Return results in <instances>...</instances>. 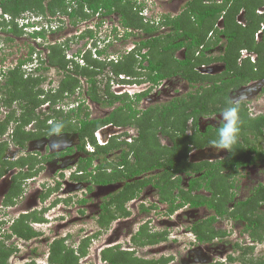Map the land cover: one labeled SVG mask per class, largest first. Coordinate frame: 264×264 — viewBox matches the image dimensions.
Segmentation results:
<instances>
[{"label":"flooded vegetation","instance_id":"flooded-vegetation-1","mask_svg":"<svg viewBox=\"0 0 264 264\" xmlns=\"http://www.w3.org/2000/svg\"><path fill=\"white\" fill-rule=\"evenodd\" d=\"M175 1L167 0L169 3ZM181 1L186 4L188 0ZM257 13L264 14V4L257 8ZM237 20L239 23L246 24L244 9L238 13ZM217 27L219 29L224 27L223 16L218 20ZM263 32L264 22L257 33V41L263 39ZM214 34L215 32H210L209 38L214 37ZM23 35L16 37H23ZM29 36L35 38L33 35ZM220 36L221 40L225 39L226 41L225 35L221 34ZM225 43L216 47L219 54L212 55L208 53L209 51L206 53L208 56L221 55L225 50ZM215 46L210 53L215 51ZM203 48L204 45L200 46L197 54H201ZM145 51L143 49L142 52ZM185 53L186 47L184 46L176 50L175 56L183 59ZM28 54L31 55V46L27 50L26 58L30 57ZM259 57V51L243 48L240 51L239 63L249 59L251 63L257 64ZM146 62L148 64V61H144V65H147ZM202 67L208 69L204 70ZM259 68V66H255L256 70ZM196 69L203 74L216 75L224 71L225 63L216 60L203 63ZM137 71L140 75L134 77L135 83L132 84L136 88L135 90L144 83H149L150 86L140 91H124L115 94L118 96L128 95L129 100L134 103L138 110L146 111L150 107L167 104L176 97L186 96L190 89L186 79L179 74L173 75L164 79L166 81L164 85L171 84L170 90H173L180 79L183 81L182 88H179V91L176 90L174 94L169 92L170 97L163 102L148 104L149 101H153L152 95H150L151 92L160 86L164 80L158 85H153L148 81L138 82V80L145 78V69L138 67ZM173 77L178 78L176 79L178 81L174 83ZM149 89L151 90L146 96L135 102L138 94ZM181 89H186V91L181 92ZM163 91H165L164 88L159 92ZM236 93H239L238 96H235ZM83 95L86 96L83 100L85 102L84 108L89 111L90 119L102 120L111 115L116 107L123 104L118 99L112 105H105L103 102H97L90 98L85 91ZM229 95L232 104H238L239 111L245 116L256 118L264 115V112L260 109L263 106L255 102L256 99L259 100L264 95V71L260 73L258 78L251 79L237 87L233 85ZM40 96L42 97V95ZM156 96L159 97V93H156ZM74 99L78 100L79 98L76 96ZM15 102L13 107H8L6 116L0 122L5 120L12 108L16 110V116L20 115L21 108L20 106L17 107V101ZM62 102L64 101H60L54 106L67 105L66 102ZM144 102L148 105L143 106ZM43 103L39 105L37 111L39 113H50L52 102L46 104L45 109H43ZM93 105L97 106L96 109L99 108L101 113L92 112ZM223 110L201 114L197 120V126L191 118L186 124L184 134L192 135L196 131L199 134L208 132L207 136H202L211 141L215 140L219 121L214 120L219 117ZM73 120L77 121V119ZM54 121L55 118L52 117L48 120V123ZM15 126L16 121H11L5 128V132L0 134V144L5 143V149L0 151V240L7 246V249L11 247L15 249V253L10 256L9 261L16 257L18 249H23L26 253L21 258L24 260L23 263L39 260L38 264H51L49 258L53 243L64 241L67 250H73L79 256L80 264H83L81 261L88 264L87 261L92 259V263L89 264H250L253 258L247 259L245 254L254 249L255 244H261L264 241V234L262 238L257 235L253 237L252 227H248L247 220H240L231 215L237 202L250 197L256 187L264 186L263 179H257L246 186L250 190V194L240 198L237 189L239 187L238 176L241 174V170L258 167L262 170L260 173L264 174V163L240 164L235 168L237 172L229 173L226 184L232 197L230 199L224 198V200L220 195L214 196L215 192L213 189L208 188L206 180H201L200 184L196 183L192 186L191 180L198 178L200 172L185 171L184 168V171H182L179 167V171L174 173L173 168H170L168 172L173 173L170 175L171 177L158 180L156 174L158 171L159 173L164 172L168 167L166 164V167L131 174L128 170L130 167L124 162L122 155L126 153L127 160L138 163L136 160L138 158L129 148V144L135 142L140 135L137 125H118L111 121L102 122L94 131L97 144L89 139L85 144L80 137V133L76 130L57 129L47 132L44 130L39 136H34L32 133L38 131L39 127L37 121L33 120L22 127L26 133L28 132L27 137L23 140L24 145L16 143L13 138ZM60 133H72L76 135L75 140L73 143L66 142L65 145V141L58 142L60 139L54 143L48 140L52 135ZM256 135L250 130V137L253 138V141L251 140L252 144L257 146L261 143L264 147V138ZM157 136L163 146L173 149L174 140L169 134L158 131ZM161 136L169 138L170 142H163ZM240 139H242V136H240ZM211 141L203 142L201 147L191 144L187 162L201 163L208 161L214 163L217 160L226 159L229 151L222 149L217 153L213 149ZM88 143L94 145V151L86 148ZM112 143H119L121 146L111 148L109 151L97 155V145L107 147ZM11 146H14L20 152V155L12 156ZM207 149H209L208 152ZM194 150H204L207 158L194 159L191 155ZM148 153L152 154V151L148 150ZM209 154H214L212 155L214 157H208ZM221 154L224 155L220 157ZM93 155L95 157L89 164L88 160ZM181 158L182 155L181 157L178 156V159ZM166 159L165 154L161 161H166ZM99 170L113 173V176L110 177L111 179L98 177ZM224 172L226 174L228 170ZM108 180L111 181L108 182ZM96 188L104 189L106 194L103 195L100 201L92 202L91 194L94 193ZM110 188L113 190L107 192ZM218 202L225 205L224 210L228 209L227 213L219 212V208L222 207ZM16 210L19 211L18 215L10 219L9 214ZM257 212L258 215L264 212V201L258 206ZM34 215H37L39 219H34ZM84 219L89 221L90 224L85 223L86 226L83 225ZM20 220L29 223L38 234L26 237L15 233L12 227ZM224 220L225 223H230L236 235L230 230L231 228L227 229L226 224L223 226ZM79 222L81 224L72 225ZM218 223H221L219 227ZM46 225L50 234H46L47 230L44 228ZM67 225L72 227L68 233L63 234L61 230ZM4 228H7L8 231H2ZM211 228L214 230L213 234ZM9 233L12 236H9ZM70 239L76 241V244H70ZM227 242H230L229 250L222 251L220 255L217 249L223 246V243L227 244ZM44 245L46 246L45 252L40 249ZM83 247L86 250L85 254L81 252ZM218 255L222 259H218ZM114 257L116 262L113 261ZM125 258L133 259L134 262H121ZM256 262L264 264V257L260 258L258 256Z\"/></svg>","mask_w":264,"mask_h":264},{"label":"trees","instance_id":"trees-1","mask_svg":"<svg viewBox=\"0 0 264 264\" xmlns=\"http://www.w3.org/2000/svg\"><path fill=\"white\" fill-rule=\"evenodd\" d=\"M263 4L264 0H223L221 2L219 0H188L180 13L174 16L170 14L163 16L161 25L164 24L169 31L156 35L155 31L158 28L151 22H145L144 17L139 13L140 10L136 8L139 5H136L133 0H0V8L3 11L0 31L11 34L8 39L12 40L17 35L21 36L27 33L26 25L22 26L19 22L21 15L26 12L32 13V16L35 17H42L44 24L45 21L51 23L56 15H64L70 18L73 25H77L96 14L107 16L117 12L123 26L141 28L147 34L146 37H142L137 42L135 50L123 54L122 59L118 62L103 59L102 55L106 52L101 50L97 51V56H94L91 50H79L77 55L81 57L80 61H71L66 56L69 43L68 46L64 43H52L48 45V56L46 58L41 56L39 65L33 72H26L23 65L28 61H33L32 55L37 50L35 46H31L30 57L25 60L21 59L16 66L8 69L5 73L0 71V77H5L4 82H0V91L4 92L0 96L1 103L7 107H13V103L17 101L21 108L19 116H16V110L12 108L5 120L0 122V134L5 132V128L11 121H16L13 138L16 143L24 145L23 140L27 137L28 132L26 133L22 127L30 121H37L39 129L32 135L39 136L44 130H46L45 132L55 131L60 129L59 127L64 122L77 119L80 130L76 131L80 133L85 144L88 139L97 144L94 131L102 122L111 121L118 125H137L140 135L135 142L129 144V148L135 153L138 163L127 160L126 153L122 155L124 162L130 167L128 170L131 174L166 167L167 164L166 170L162 173L158 171L156 176H158V180L169 179L173 173L168 172V170L173 168L174 173H176L181 167L182 171L201 173L198 178L191 180L192 186L196 183L200 184L201 180H206L208 188L214 190V196L220 195L222 199H230L232 196L226 183L229 175L237 172L235 168L240 164L264 163V147L261 143L257 146L252 144L253 138L250 137L251 130L252 133L257 134V137L264 138V115L249 118L239 111L242 139L239 138V143L233 153L229 152L226 159L217 160L214 163L208 161L187 162L191 144L201 147L203 142L211 140L202 136H207L208 132L199 134L196 131L192 135L184 133L186 124L191 118L197 126V120L201 114L218 112L232 104L229 91L233 85L237 87L251 79L258 78L260 73L264 71V32L263 39L257 41V33L264 22V14H258L257 8ZM242 9L245 10L246 24L239 23L237 20V15ZM5 15L9 17L6 18ZM222 16L224 17V27L219 29L217 22ZM43 28L41 31H33L30 34L45 39L47 30L45 27ZM180 29H184V32L183 35L178 36L176 33ZM212 31L215 32L214 37L209 38V33ZM92 33L90 30L85 31V34H81L80 38H84L86 34L92 35ZM129 34L126 33L125 37H128ZM221 34L226 36L224 52L219 56H208L206 52L211 51L221 41ZM178 38L182 39L178 41ZM172 40L173 42H171ZM202 45L204 48L201 50V54H197ZM184 46L186 47L185 57L179 59L175 56V52ZM243 48L259 51L260 57L257 64L251 63L249 59L239 63L240 51ZM143 49L146 51L142 52ZM216 60L225 63V69L220 74H203L196 69L203 63ZM144 61H148V64L144 65ZM46 62L49 65H45ZM69 65L72 68L68 67ZM255 66L260 68L256 70ZM50 67H55L62 72L60 84L57 88L41 90L39 87L43 80H47L45 73ZM107 67H110L115 74L125 73L132 77L133 79L125 80L129 83H135L134 77L140 75L137 71L138 67L145 69V75L143 73L145 78L138 80V82L148 81L153 85H158L162 80L179 74L188 81L190 88H194V90L189 89L186 96L176 97L162 106L150 107L146 111L138 110L134 103L129 100L128 95L118 96L111 90L110 80L103 83V78H98ZM82 76L86 79L85 92L90 98L97 102H103L105 105H112L120 99L123 104L116 107L111 115L102 120L90 119L89 112H85L84 108L85 95L77 91L81 86ZM150 90L138 94L135 102L146 96ZM76 92L80 95L78 96L80 104L77 107L65 111L61 107L54 106L58 102L73 96ZM43 94L44 97H41L43 99L41 100L39 95ZM8 95L10 96L8 97ZM49 100L52 102L51 112L42 115L44 112L39 113L37 108L42 102ZM82 112L85 114L84 116ZM52 117L55 118V121L48 123ZM248 126L253 127L249 128ZM158 131H163L171 136L174 140L173 149L161 144L157 136ZM118 146L121 145L119 143H112L107 147L97 145V155ZM4 149L5 143L0 144V151ZM148 150H151L152 154H149ZM165 154L167 156L166 161H161ZM181 155L182 158L178 159V156L181 157ZM94 157L95 155L88 160L89 164ZM225 170H228L226 174ZM102 174H106L105 178L107 179H111L110 177L113 176V173L102 170H99L97 176L101 177ZM263 201L264 186H259L246 200L237 202L234 211L231 212L235 218L248 221V227H252L253 237L257 235L262 238L264 234V212H261L260 215L257 212L258 206ZM220 204L222 208H219V212L227 213L228 209L224 210L225 205ZM33 218L39 219L37 215H34ZM12 228L20 236L30 237L38 234L25 220L15 223ZM211 233H214L212 228ZM8 235L12 236L11 233ZM0 242L2 241L0 240ZM84 247L81 248L82 254L86 253ZM13 253H15L13 247L7 249L6 245L4 247L0 244V264H10L9 259ZM113 259L116 262V258ZM49 260L51 264H80L79 256L73 250H67L64 241L53 243ZM34 263L33 261L23 264ZM250 264H260V262L252 259Z\"/></svg>","mask_w":264,"mask_h":264},{"label":"rangeland","instance_id":"rangeland-1","mask_svg":"<svg viewBox=\"0 0 264 264\" xmlns=\"http://www.w3.org/2000/svg\"><path fill=\"white\" fill-rule=\"evenodd\" d=\"M133 1H135L136 5H137V1L136 0H133ZM148 1L150 2V0H148ZM183 4H185V2L184 1L182 2L181 0H176L174 3H169V2H167V0H157V2L153 1V3H149V6H147L148 7L147 8V10H148L147 14L150 15V16L151 15L152 16L156 15V17H155L156 19L160 18L163 14H170V15L174 16L177 13H180L182 11V9L184 7ZM136 8L139 10L138 7H136ZM26 15L31 16L28 12L23 13L21 16L24 17ZM22 17L19 18V22H21V23L23 22L24 23L25 19L22 18ZM114 17H115V15H114ZM33 19H35V18H33ZM92 20L93 19H91L90 21H92ZM64 22H65V25H64L63 28H61V30H57V31H53V32H47V37L44 40L42 39V41H39V39H33L28 34L23 35V37H14L13 40L12 39H8V38H10L9 36H11V34L6 33V32L1 30L0 31V71L5 73V71L7 72L8 69L13 68L14 66H16V64L21 59L25 60V58L27 56V50H29L30 46H35L36 49H37L35 51L36 53H34L33 56H37V55H39L41 53L44 57H46V56H48V52H49L48 45H50L51 43H54V42H56V43H65L67 38H69L70 41H67L69 43L68 49L66 51L67 55L71 56V55H74L75 53H77L79 50H83L84 49V43L87 41V37L81 38V39L77 38V37L74 38V34L76 32L79 33V34L81 32V30L78 29V28H77L78 31H76V27L78 26V24L77 25H73L71 23L70 19L68 21L65 20ZM107 22H108V24H112V23L120 24V22L117 21V18H115V21H113V22H110V21H107ZM78 27H80V26H78ZM119 29H120V33L123 35L124 28H123V26L121 24H120ZM166 31L168 32L169 29H168V27L165 26L163 29L156 30L155 34L164 33ZM183 32H184V29H180L178 31V33H176V34L178 36H181V35H183ZM140 34H141L140 36H138V35H130L127 38H119L117 41H114L111 44V46L108 48L107 53L102 55V58L103 59H108V58H110L113 55L117 59H119L123 54H125L127 52L128 49H130V48H132L134 46V42L139 41L140 39H142V37H146V35H143L142 32ZM181 39L182 38H178V41L181 40ZM171 42H173V40ZM225 42H226L225 39H222L221 42H219L218 45L215 46V51L213 53H210V51H209L208 53L212 54V55L219 54L218 53L219 51L217 52V48L216 47H218L221 44L224 45ZM145 50L146 49H144V51ZM48 60L49 59L47 58V61ZM146 64H147V62H146ZM45 65H49V64L46 62ZM108 70H110V67H107L104 70L103 74L100 75L101 78H103V83H105L107 81V77L105 78L104 76L107 74ZM39 74H35V75H39ZM45 74L47 75V80H43L42 81V83H41V85L39 87L41 90L52 89L54 87H57L60 84L59 82H60V79L62 78V75H61L62 72L57 70V68H51ZM100 76H99V78H100ZM81 79H82L81 86L77 90L79 93L80 92L83 93L85 91L86 87H87L86 82H85V80H86L85 77L82 76ZM176 79H178V78H174L173 77L174 83L178 81ZM4 80H5V77H0V82L1 83H3ZM179 81L180 82L177 83L176 87L173 90H170L172 85L171 84H166V86H165L164 82H166V81L164 80L160 86H158L155 89H153V91L150 94V95H152V100L153 101L150 102L148 100L149 101L148 104H150V103H154L155 104V103H159V102H163V101L167 100V98L170 97L169 92L174 94V92L176 90L179 91L180 90L179 88H182L183 81L180 80V79H179ZM122 84H125V85H122ZM149 86H150L149 83H144L141 86H139L137 88V90H135L136 88H134V86H132L130 83L125 82V81L122 80V81H114L112 90L114 91V93H120V92H123V91H126V90H128L129 92H134V90L135 91H140L142 89H147ZM163 88H164L165 91L159 92L160 90H163ZM190 89H192V88H190ZM192 90H194V88ZM184 91H186V89L182 90L181 92H184ZM2 93H4V92L0 91V96L2 95ZM156 93H159V97L156 96ZM238 94L239 93H236L235 96H238ZM9 96L10 95H8V97ZM76 96H79V94H74L73 97H70L69 98L70 102H68V103H71L72 100L74 99V97H76ZM39 98L41 99V96ZM41 100H43V99H41ZM20 102H22V101H20ZM255 102L258 103V104L260 103L263 106V107H260V109L264 112V95H262V97H260L259 100L256 99ZM148 104H146L144 102L142 105L146 106ZM19 105H20L19 103L16 104L17 107H19ZM93 107L94 108L92 109V112H96L98 114L101 113L99 108L96 109L97 106L93 105ZM45 108H46V105H44L43 109H45ZM85 111L89 112L87 110H85ZM7 112H8V107H6V106L4 107V105L1 103V100H0V120L4 119V117L6 116ZM42 114L46 115L45 113H42ZM82 115L84 116L85 114L83 113ZM94 115H96V114H94ZM214 121H219V117H216ZM59 128H60V130L75 131V130H80V125L77 123V121L71 120L69 122H64L61 125V127H59ZM53 136L54 135H52L48 140H51L54 143V142H56V140L53 139L54 138ZM66 136L67 137L60 139L58 142L65 141L64 145H65L66 142L73 143V141L75 140V137H76V135H74L72 133H69ZM161 137H162L163 142H165V143H169L170 142L169 138L163 137V136H161ZM206 151L208 152L209 149H207ZM10 152L12 153V156H14V157L16 155H20V152L14 146L10 147ZM216 152L219 153V151H216ZM191 155H192V157H194V159H205V158H207L205 156L204 150H202V151L201 150H194V151H192ZM212 155H214V154H209L207 156L210 157V158L214 157ZM223 155L224 154H221L220 157H222ZM95 163H96V161H95ZM260 172H262V170H260V168H258V167L257 168L256 167H249V168L241 170V174H239V176H238L239 187L237 189L240 198H244V197H246V196H248L250 194V190L248 189V187H246V186H249L248 184H251L252 182H255L257 179L258 180L263 179V182H264V174H261ZM106 176H107L106 174H102L101 177H106ZM110 190H113V189L110 188V189L107 190V192H109ZM104 191H105L104 189L96 188L94 193L91 194L92 202H97L98 200L100 201L101 198L103 197V195L106 194V191L105 192ZM78 194H80V193H78ZM18 213H19L18 210L14 211V212H11L9 214L10 219L14 218L15 216H17ZM201 217H202V215H201ZM80 221H82V220H80ZM83 222H84L83 225H85V226H86V224H90L89 221H86L85 219L83 220ZM223 223H224L223 226L226 224L227 229L231 228L230 223H228V222L225 223V220L223 221ZM79 224H81V223L79 222L77 224H72V225H79ZM219 224H221V223H218V227L220 226ZM71 227H72L71 225L65 226V228L64 229L62 228V230H61L62 233L63 234L64 233H68V231L71 229ZM44 228H45V230H47L48 229L47 225ZM220 228H223V227H220ZM230 230L235 233V231L232 228ZM2 231H8V230H7V228H4ZM49 232L50 231L47 230L46 234L49 233ZM2 233H5V232H2ZM235 235H236V233H235ZM72 239H74V238H72ZM72 239H70V244L75 245L76 241L74 242ZM0 244L5 247L4 243L0 242ZM229 246H230V242H227V244L223 243V246H221L219 249H217L219 251L218 253L220 254L222 251H224V252L228 251L229 250ZM254 246H255L254 249H251L249 253L245 254V257L247 259L248 258L249 259L253 258L256 261V258L258 256L260 258L264 257V241L261 244H255ZM40 249L45 252L46 246L45 245L41 246ZM25 254L26 253H25V251L23 249H18L16 257L13 258L10 262L12 264H21V263H23L24 260L21 259V258ZM220 255H218V257H217L218 259L219 258L222 259V257H220ZM203 258H204V256H203ZM125 259L123 261H121V262H124V261L125 262L126 261L134 262L133 259H130V258H125ZM92 260H88L87 263L88 264L92 263ZM38 262H39V260L36 261L35 264H38ZM81 262L84 264L83 261H81Z\"/></svg>","mask_w":264,"mask_h":264},{"label":"clouds","instance_id":"clouds-1","mask_svg":"<svg viewBox=\"0 0 264 264\" xmlns=\"http://www.w3.org/2000/svg\"><path fill=\"white\" fill-rule=\"evenodd\" d=\"M136 1H137V4L139 5V7H138L139 10H140L139 13H140V15H142L144 17L145 22L153 23L158 28L157 30L163 29L165 27L164 24L161 25L162 24L161 21L163 20V16L166 15V14H163L160 18L156 19L155 18L156 15H154V16L151 15L150 16L148 14H144L143 13V12H147L148 11L147 10V8H148L147 6H149V3H153V1L157 2V0H150V2L148 0H136ZM29 14L32 16V13L29 12ZM114 15H115V17H114ZM31 16L26 15V16L23 17L24 19L27 20V21H24V24L38 26V27H41V29H34V30H31V31H29V30L27 31L26 30V32H27L26 34H28V35H32L30 33L33 32V31H36V32L37 31H41L42 29H44L43 27H45V30H47V32H53V31L61 30V28H63L64 25H65V22H61V21L62 20L63 21H65V20L68 21L70 19L69 17L64 16V15H60V16L56 15L57 17L55 16L53 18V21H51L52 18L50 16L51 23L45 21V24H44L42 22V17H35V16L31 17ZM61 16H63V17H61ZM2 17H3V11L0 8V20H1ZM5 17L7 18L9 16L5 15ZM33 18H35V19H33ZM115 18H117V21H119L120 24L123 26V24L121 22L120 15L117 12H113V13L107 15V16L100 15V14L93 15L92 17H90V18L78 23V26H80V27L77 26L76 27V31H78V29H80L81 32H80V34L76 32L74 34V38H76V37L80 38L81 34H83V33L85 34V31L90 30L93 33H92V35H90V34H86L85 35V37H87V41L84 43V49L83 50H91L92 51V46H99V44H103V46L101 48H99V50L105 51L107 53L108 48L111 46V44L114 41H117L119 38H127V37H125L126 33H130L129 36L130 35H138V36H140L141 35L140 33L142 32L143 35L147 36L146 31L142 30L141 28L136 29V28H130V27H126V26H123L124 33L122 35L120 33V29H119L120 24H118V23L109 24V26L112 25V27H113V32L115 34V38H113V39H111L109 41H106V38L108 37V32L107 31H105L106 32L105 33V35H106L105 38H101V37H99V35L96 36L99 31L104 30V21L105 20L113 22V21H115ZM91 19H93V20L90 21ZM56 22H57L58 26L54 28L53 24L56 23ZM109 26L106 28V30L109 28ZM48 28H50V29H48ZM95 36H96V38H95V41H93L92 46H89L91 37H95ZM34 39H39V41H42L43 38L41 36H37ZM68 40H69V38H67V40L65 41V43H64L65 45L68 44V42H67ZM137 42L138 41L134 42V46L127 50L128 53H130V52H132L133 50L136 49ZM54 43H56V42H54ZM41 56L44 57L43 55L33 56L32 57L33 61H28L26 64L23 65V68L26 69V72L27 71H29V72H33L34 71V69L39 65L38 63H39V59H41ZM66 56H67L68 60H71V61L72 60L79 61L81 59V57H78L77 53H75L74 55H71V56H69V55H66ZM122 57L123 56H121L117 61H115L113 59V55L110 58H108V57L107 58H108V61H110V62L111 61L118 62L119 60L122 59ZM44 58H46V57H44ZM68 67L72 68L71 65H69ZM127 79H132V78L128 77ZM127 79H123V81H125ZM130 84L132 85L133 83H130ZM110 86H111V90H112L113 86L111 84H110ZM57 87H55V88H57ZM126 92H129V91L126 90ZM76 94H77V92H76ZM73 96H71V97H73ZM43 97H44V94L42 95V98ZM69 98H66L64 100V102H66V104H67L66 106L61 105L58 108L61 107L65 111H69L71 108H74L75 106H77L78 103L80 102L79 99L78 100L73 99L71 103H68V102H70ZM77 98H78V96H77ZM85 98H86V96H85ZM50 101L51 100L45 101L43 104L44 105H46V104L48 105V103ZM64 102H62V103H64ZM55 107H57V106H55ZM240 131H241V119H240V115H239V105L233 103V104H230V105L226 106L224 108V110L219 115V127L217 128V134H216L217 135V139L211 141L213 149H215L216 151H220L222 149H225V150H228L230 153H233V150L235 149V147L239 143ZM93 147H94V145H93ZM86 148H87V146H86ZM90 151H94V149L90 150ZM10 264H12V263L10 262Z\"/></svg>","mask_w":264,"mask_h":264},{"label":"built area","instance_id":"built-area-1","mask_svg":"<svg viewBox=\"0 0 264 264\" xmlns=\"http://www.w3.org/2000/svg\"><path fill=\"white\" fill-rule=\"evenodd\" d=\"M143 13H144V14H147V12H143ZM58 16H60V15H58ZM56 17H57V16H56ZM61 17H63V16H61ZM24 21H27V20L25 19ZM21 25L23 26V25H26V24H24V23L22 22ZM57 26H58L57 22L53 24V27H54V28L57 27ZM108 26H109V24H108L107 20H105V21H104V30L99 31L98 34H97L96 36L99 35V37H101V38H105V37H106V35H105L106 32H105V31H107V32H108V37L106 38V41H109V40L115 38V34H114V32H113V27H112V25H110L109 28L106 30V28H107ZM47 27H48V26H47ZM34 29H41V27L34 26V25H26V27H25V30H27V31H28V30L31 31V30H34ZM120 35H121V34H120ZM96 36H95V37H91V39H90V43H89V46H92L93 41H95ZM102 46H103V44H99V46H92V52L94 53V56H97V51H98L99 48H101ZM113 59H114L115 61L118 60L115 56H113ZM104 77H105V78L107 77V80H110V84L113 86L114 81H122L123 79H127L129 76L125 75L124 73L115 74L113 71L109 70V71L107 72V74H106ZM100 78H101V76H100ZM122 85H125V84H122ZM99 137H100V135H99ZM87 148L90 149V150H93V149H94V147H93V145H92L91 143H88V144H87Z\"/></svg>","mask_w":264,"mask_h":264},{"label":"water","instance_id":"water-1","mask_svg":"<svg viewBox=\"0 0 264 264\" xmlns=\"http://www.w3.org/2000/svg\"><path fill=\"white\" fill-rule=\"evenodd\" d=\"M202 69H208V68H205V67H202ZM69 134V133H60V134H54V138L55 140H58V139H62V138H65L67 137L66 135Z\"/></svg>","mask_w":264,"mask_h":264},{"label":"crops","instance_id":"crops-1","mask_svg":"<svg viewBox=\"0 0 264 264\" xmlns=\"http://www.w3.org/2000/svg\"><path fill=\"white\" fill-rule=\"evenodd\" d=\"M178 14V13H177Z\"/></svg>","mask_w":264,"mask_h":264}]
</instances>
